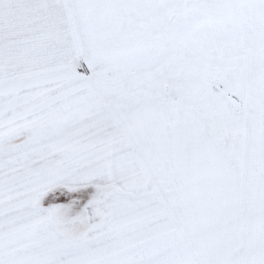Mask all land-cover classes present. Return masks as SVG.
Masks as SVG:
<instances>
[{
    "label": "snow or ice",
    "instance_id": "obj_1",
    "mask_svg": "<svg viewBox=\"0 0 264 264\" xmlns=\"http://www.w3.org/2000/svg\"><path fill=\"white\" fill-rule=\"evenodd\" d=\"M0 264H264V0H0Z\"/></svg>",
    "mask_w": 264,
    "mask_h": 264
}]
</instances>
